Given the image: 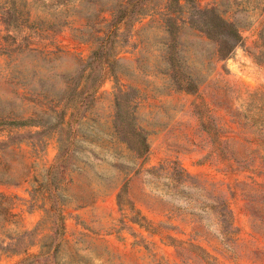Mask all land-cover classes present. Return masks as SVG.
Masks as SVG:
<instances>
[{"label": "rangeland", "instance_id": "374dc122", "mask_svg": "<svg viewBox=\"0 0 264 264\" xmlns=\"http://www.w3.org/2000/svg\"><path fill=\"white\" fill-rule=\"evenodd\" d=\"M119 2L0 0V119H49L0 131L43 130L1 160L9 170L0 183V264L26 256L14 250L38 252L47 220L37 236H17L49 204L65 214L49 264H264V0H197L241 32L243 44L226 59L187 23V8L178 15L177 55L195 93L173 84L166 0H139L147 14L121 24L109 42L98 39ZM107 58L114 72L106 69L87 94ZM112 74L136 89L145 159L114 130ZM125 178L134 210L116 203ZM136 210L147 229L130 222Z\"/></svg>", "mask_w": 264, "mask_h": 264}, {"label": "trees", "instance_id": "16d2710c", "mask_svg": "<svg viewBox=\"0 0 264 264\" xmlns=\"http://www.w3.org/2000/svg\"><path fill=\"white\" fill-rule=\"evenodd\" d=\"M145 7L146 5L140 4L139 0H120L117 6L111 10L105 30L98 39L104 43L109 42L116 35L121 24H130L137 18L147 14ZM165 8L166 11L163 16V21L169 35L167 60L169 70L171 71V77L173 78L174 87L177 90L185 91L187 93H195L198 89V83L192 79L190 74L183 71L182 63L177 55L178 51L176 43L180 29L179 21L181 19H179L178 15L184 12V8H187L185 12L187 14V23L193 29L199 31L206 38L212 40L216 44V55L218 59H226L230 57L234 50L243 44L241 32L234 22L224 18L216 8L200 6L197 0H166ZM99 46L101 48V44ZM98 54L99 47L92 52L95 61L99 58ZM108 61L107 58L106 64L102 61L99 63L101 65L99 67V76L91 89L86 83L85 89L87 94L94 92L98 84L102 82L104 74L107 71L106 69L110 70L111 73L114 72L113 62L111 60ZM112 75L114 77V82L117 83L118 80L116 75ZM86 92L84 93L86 94ZM135 95L136 89L133 87L123 86L119 82L118 85L114 87L113 127L119 137V141L122 144H125L126 148L134 154V157L145 159L150 149L147 139L148 132L137 122L135 115ZM48 122L49 119L40 121L33 117L0 119V131H4L3 128L5 127L16 129L43 127V125ZM42 132L43 130H28L26 133L30 136H23L24 133H17V136L8 134L5 138H0V183L7 181L4 177L9 170V167L1 161L7 149H9L12 144L20 145L23 141H28L30 146H32V142L29 139L35 137L34 135L42 134ZM73 141L74 139H71L69 144L70 149H73L71 148L74 146ZM119 165L123 166L122 163H119ZM47 189L49 197H60L61 191L57 188ZM2 196L5 197L4 195ZM115 198L119 210H122L125 205L132 210L135 209L128 194V182L126 178L117 186ZM41 208L43 211V217L38 225L31 230L20 232L17 238L24 239L25 236H37L39 234V228L37 226L46 220L50 226L46 229L47 232L38 242L39 250L37 253L28 254L26 252L28 247L21 250H14L16 253L26 254V256L16 264H49V262L54 260L56 256L64 232L65 214L61 206L56 204H49L48 207L42 206ZM129 220L131 223L147 229L146 224L144 223H148V220L139 210H136L135 214L131 216Z\"/></svg>", "mask_w": 264, "mask_h": 264}, {"label": "crops", "instance_id": "0c3cea01", "mask_svg": "<svg viewBox=\"0 0 264 264\" xmlns=\"http://www.w3.org/2000/svg\"><path fill=\"white\" fill-rule=\"evenodd\" d=\"M229 206H230V208L231 209H235L236 207H238L237 205H235V204H233L232 202H231V200H230V202H229Z\"/></svg>", "mask_w": 264, "mask_h": 264}]
</instances>
